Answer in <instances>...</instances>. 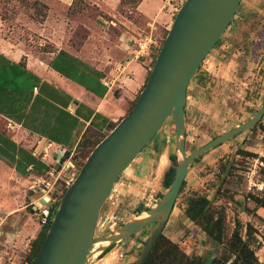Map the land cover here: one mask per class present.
Segmentation results:
<instances>
[{
  "label": "rangeland",
  "instance_id": "rangeland-1",
  "mask_svg": "<svg viewBox=\"0 0 264 264\" xmlns=\"http://www.w3.org/2000/svg\"><path fill=\"white\" fill-rule=\"evenodd\" d=\"M7 1L0 4L3 19L0 36L22 55L35 58H45L59 45L77 52L91 48L94 37L98 35V29H95L98 23L111 20L108 13L99 7L98 0ZM120 1L119 14L130 18L129 12L134 13L137 0ZM134 20L137 21L136 16ZM187 96V155L248 119L261 106L264 101V0H242L222 37L190 81ZM90 135L88 132L86 138ZM241 151L255 154L256 157L240 155ZM86 152L83 144L79 143L69 153L70 159L66 162L83 164ZM173 152L172 129L166 125L117 180L102 208L97 236L109 234V231L116 230L124 222L138 216L141 210H147L159 201L167 186L164 175L168 169L172 170L170 181L173 177L175 159L170 157ZM231 154H234L232 166L212 200L214 206L221 208L226 216L223 243L220 244L201 232L187 219L184 211L187 200L194 195L212 199ZM262 158L264 115L250 131L235 136L191 164L162 234L179 246L189 259L200 254L198 264H209L212 258L218 259L224 253L236 220L243 226V234L244 226L251 223L261 243L255 255L264 264V210L256 209L248 198L249 194L260 195L263 190L247 189L250 172H254L252 178L256 183L264 185ZM160 164L164 167L162 174L157 176ZM62 185V181L58 182L54 190L62 189ZM34 197V192L14 177L10 168L0 160V253L6 244L7 247L12 245L20 227L28 230L25 236L15 239L16 248L24 251V254L28 252V240L41 230L33 213H30L34 207ZM20 207H25V210L19 216L5 217L7 212ZM147 232L148 229H145L105 256H94L88 264L134 263L136 257L127 254L144 244ZM97 248L93 247V251ZM204 248H208V252ZM200 250L203 252L200 253Z\"/></svg>",
  "mask_w": 264,
  "mask_h": 264
},
{
  "label": "crops",
  "instance_id": "crops-1",
  "mask_svg": "<svg viewBox=\"0 0 264 264\" xmlns=\"http://www.w3.org/2000/svg\"><path fill=\"white\" fill-rule=\"evenodd\" d=\"M98 1L111 20L98 23V35L84 51L59 45L45 58H35L22 55L0 36V160L34 192L33 204L45 200L71 172L61 160L57 163L58 151L73 152L87 129L109 133L108 126L126 115L182 3L139 0L125 18L118 12L120 0ZM145 45L146 52L141 50ZM24 210L20 207L5 217ZM27 230L20 227L10 248L6 244L1 249L0 264H25L26 254L16 248L15 239Z\"/></svg>",
  "mask_w": 264,
  "mask_h": 264
},
{
  "label": "water",
  "instance_id": "water-1",
  "mask_svg": "<svg viewBox=\"0 0 264 264\" xmlns=\"http://www.w3.org/2000/svg\"><path fill=\"white\" fill-rule=\"evenodd\" d=\"M241 2L184 0L181 3L132 109L92 149L78 169L55 205L45 237L30 264H88L94 256H105L148 229L144 244L127 254L136 257L132 264H141L162 234L191 164L235 136L250 131L260 121L264 101L248 119L187 155L185 108L189 83L222 37ZM166 125L172 129L174 139L170 157L175 159V167L171 182L150 208L141 210L138 216L109 234L97 236L102 208L117 180ZM63 153L58 151L57 163ZM233 157L231 154L209 203L225 181ZM69 166L74 167L72 162ZM38 202L43 205L45 200ZM33 208L37 210L36 206ZM98 243V252H94L93 247ZM199 260L200 254L193 264Z\"/></svg>",
  "mask_w": 264,
  "mask_h": 264
},
{
  "label": "trees",
  "instance_id": "trees-1",
  "mask_svg": "<svg viewBox=\"0 0 264 264\" xmlns=\"http://www.w3.org/2000/svg\"><path fill=\"white\" fill-rule=\"evenodd\" d=\"M138 1L139 0H137L136 3L134 4L133 10ZM1 3H8V1L0 0V4ZM0 20H3L1 15H0ZM166 34H167V31L163 33L162 39L159 42V46L155 50L154 54L152 55V61L150 64V68L154 64L156 55L158 53V50L161 44L163 43V40ZM148 74H149V71H148ZM148 74H147V77H148ZM147 77H146V80H147ZM146 80H145V83H146ZM139 93L137 94L136 98L131 102V105L127 113H129L130 110L132 109L136 99L138 98ZM115 125L116 124H110L107 128V131L110 132L115 127ZM88 132H90L91 135L88 138H86ZM106 135L107 133H102L94 129H87L84 132L80 141L78 142V144L79 143L83 144L84 150H87V152L85 153L84 159L87 157L86 155L89 154L92 151V149ZM69 153L70 151L65 152L64 156L62 157L60 161L61 164H63L66 160L70 159ZM239 154L256 157L255 154H249L244 151L239 152ZM261 161L264 164V158H262ZM74 166L76 167V169H79L82 166V163H80L79 165L74 164ZM171 174H172V170L168 169V171L164 175L165 178L167 179V183H166L167 186L171 182L170 181ZM183 186H184V182H183L182 187ZM64 191H65V188H62V194L64 193ZM248 198L254 204V207L256 209L264 210V190L260 195L249 194ZM209 202L210 201L206 196L194 195L187 200V206H186L184 213L187 219L193 222L197 227H199L201 232H203L208 238L221 244L223 243L222 240H223V235H224V230H225L226 216H225L224 211L221 208H217V206H214L213 204L214 202L213 203H209ZM240 225L241 224L239 220H236L234 229L229 239L227 240L228 242H227L224 253L218 259L212 258L208 262L209 264H263L259 262L257 256L255 255V250L261 246V243L255 236V230L252 224L247 223L244 226L245 234L242 233L243 226H240ZM46 230H47V227L41 228L37 236L32 241L29 242L28 252L26 253L25 259H24L26 264H30L31 260L37 253L45 237ZM262 240L264 241V236L262 237ZM194 260H195V257H193L192 259H189L188 256L179 248V246L171 242L163 234H160L153 248L151 249V251L149 252V254L146 256V258L141 264H193Z\"/></svg>",
  "mask_w": 264,
  "mask_h": 264
},
{
  "label": "built area",
  "instance_id": "built-area-1",
  "mask_svg": "<svg viewBox=\"0 0 264 264\" xmlns=\"http://www.w3.org/2000/svg\"><path fill=\"white\" fill-rule=\"evenodd\" d=\"M142 49L146 52L148 50V47H146V45H145L143 48H141V50ZM64 154H65V152L63 153V156H64ZM64 163L67 165V167H69V169L71 171L69 173L68 177L62 181L63 182L62 188L66 189L74 180L78 169H76L75 166L71 168L69 166V162H64ZM253 174H254V172H250L249 175L247 176V189H248V191H250L254 188H256L257 190H261V191L264 190V185L262 183H256L253 180V178H252ZM44 182L45 181H43L42 183H44ZM55 188L56 187H54V189ZM54 189L49 194H47L45 196V203L43 205L40 204L37 200L34 204V206L37 207V210L34 211V208H32L33 216L36 218V221H37L40 228L48 227V225L50 223V218H51L52 213H53V209H54L55 205L57 204V202L60 199V196L62 194V189H60V190H54Z\"/></svg>",
  "mask_w": 264,
  "mask_h": 264
},
{
  "label": "bare ground",
  "instance_id": "bare-ground-1",
  "mask_svg": "<svg viewBox=\"0 0 264 264\" xmlns=\"http://www.w3.org/2000/svg\"><path fill=\"white\" fill-rule=\"evenodd\" d=\"M163 164H160V166L158 167V170H157V176L159 175H161L162 174V171H163ZM146 214L144 213L142 216H145ZM104 244H106V243H104ZM94 247H100V244L98 243V244H95L94 245ZM98 248L96 249V251L95 252H98Z\"/></svg>",
  "mask_w": 264,
  "mask_h": 264
}]
</instances>
